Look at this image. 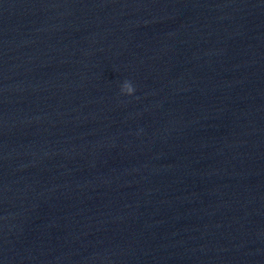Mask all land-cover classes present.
Returning a JSON list of instances; mask_svg holds the SVG:
<instances>
[{
    "label": "water",
    "instance_id": "obj_1",
    "mask_svg": "<svg viewBox=\"0 0 264 264\" xmlns=\"http://www.w3.org/2000/svg\"><path fill=\"white\" fill-rule=\"evenodd\" d=\"M0 264H264V0H0Z\"/></svg>",
    "mask_w": 264,
    "mask_h": 264
},
{
    "label": "clouds",
    "instance_id": "obj_2",
    "mask_svg": "<svg viewBox=\"0 0 264 264\" xmlns=\"http://www.w3.org/2000/svg\"><path fill=\"white\" fill-rule=\"evenodd\" d=\"M134 90V85L132 82H125V85L122 87V93L127 94Z\"/></svg>",
    "mask_w": 264,
    "mask_h": 264
}]
</instances>
